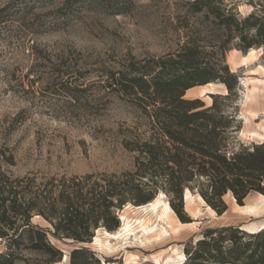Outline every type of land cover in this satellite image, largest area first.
Segmentation results:
<instances>
[{
    "label": "rangeland",
    "instance_id": "rangeland-1",
    "mask_svg": "<svg viewBox=\"0 0 264 264\" xmlns=\"http://www.w3.org/2000/svg\"><path fill=\"white\" fill-rule=\"evenodd\" d=\"M65 1L0 0V145L13 150L17 175L30 171L59 177L135 173L138 153L130 146L150 137L151 119L118 83L115 90L103 87L105 71L113 70L118 78L131 62L142 65L152 58L175 56L186 46L195 49L205 69L201 78L190 81L193 86L185 97H199L207 106L216 101L235 117L239 129L231 128L232 148L262 143L241 133L264 123L262 114L248 123L242 119L246 88L241 80L262 76L252 73L264 64V46L253 44L258 57L246 66H234L230 58L235 50L236 60L250 52L242 35L251 39L255 30L241 20L251 14L264 20V0H200L210 2L201 10L193 7L195 0H113L127 10L119 14L107 7V0H70L73 3L68 5ZM221 78H231L233 89ZM65 82L79 88L66 92L60 88ZM209 83H215L217 90L202 92ZM187 189L193 194L190 205L184 197ZM187 189L182 216L163 189L145 187L143 193H150L157 206L129 201L118 210L120 227L112 231L101 227L92 242L60 240L50 234L52 243L65 254L54 264H71L72 250L81 246L93 254L87 264H253L264 260V235L236 232V228L261 229L264 197L260 192H250L240 204L229 191L223 197L227 209L219 214L200 199L203 196L196 189ZM33 222L52 227L42 216ZM234 234L235 239H230ZM204 238L208 245L199 244ZM197 252L204 256L194 258ZM25 256L33 263L42 258L31 251ZM84 257L78 256V262ZM17 264L29 263L19 260Z\"/></svg>",
    "mask_w": 264,
    "mask_h": 264
},
{
    "label": "trees",
    "instance_id": "trees-1",
    "mask_svg": "<svg viewBox=\"0 0 264 264\" xmlns=\"http://www.w3.org/2000/svg\"><path fill=\"white\" fill-rule=\"evenodd\" d=\"M107 2L115 14L127 11L113 0ZM204 6L210 7V2H193L196 10ZM241 22L255 30L251 39L242 35L244 48L252 49L253 44L264 46V20L251 14ZM150 61L152 64L131 62L118 78L113 70L107 69L102 83L111 90L118 83L124 93L133 94L142 112L151 119L150 137L130 146L138 153L135 173L59 177L30 171L17 175L13 150L6 144L0 145V247L3 248L0 264H17L19 260L29 264L61 261L65 254L52 243L50 234L60 240L92 242L96 230L112 231L120 227L118 210L129 201L140 205L154 199L150 193H143L145 187L163 189L180 214L187 188L196 189L219 214L227 209L223 197L229 191L240 204L252 191L264 195V142L232 148L231 130L239 129L235 117L221 110L216 101L207 106L199 97H185L193 86L190 81L201 78L205 69L197 60L195 49L186 46L175 56L170 54ZM230 77L234 79L233 74ZM230 79L221 78L232 90L235 85ZM60 88L69 92L79 86L65 82ZM36 216L45 218L52 227L34 223ZM236 232L260 237L264 228L258 232L236 228ZM230 239L234 240L235 234ZM199 244L205 246L209 242L204 238ZM26 251L36 252L42 258L30 262ZM81 255L85 257L79 263L77 259ZM92 256L86 246L75 248L70 254L71 264H87ZM192 256L198 259L204 255L197 252ZM253 264H264V260Z\"/></svg>",
    "mask_w": 264,
    "mask_h": 264
},
{
    "label": "bare ground",
    "instance_id": "bare-ground-1",
    "mask_svg": "<svg viewBox=\"0 0 264 264\" xmlns=\"http://www.w3.org/2000/svg\"><path fill=\"white\" fill-rule=\"evenodd\" d=\"M237 52L238 50H235L233 52V57L230 58V61L234 66H246L248 65L249 62L253 61L254 59H257L258 57L256 49L252 48L247 55H244L240 57L239 60H236L234 57ZM254 71H257V72H254L252 74H261L262 76L257 77V78H246V79L242 78L241 80V85H243L244 88H246L245 95H244L245 100L243 101L244 111L242 112V116H243L242 119H244L246 123H248L251 119L257 120L260 114H262V118L264 119V64H261L259 68ZM207 90L216 91L217 85L215 83H209L208 85L203 87L202 92L205 93L206 91L207 93ZM241 133L243 134V136H246V138L248 137L249 139H255L257 141L263 142L264 141V123L260 125L259 129L251 130V131H246L245 129H243ZM259 194L260 196L264 197L263 194L261 193ZM184 197L187 200V203L189 205L193 202V194L190 190L188 189L186 190ZM200 199H202V201L205 202V200L202 197H200ZM147 205L156 207L157 203L155 201H152ZM147 205H143L142 207H145ZM208 208L214 211L210 205H208ZM251 211H254V208H251ZM260 228L263 229L264 224H262ZM158 235L161 237L164 235V233L160 232L158 233ZM126 264H130V263L128 262Z\"/></svg>",
    "mask_w": 264,
    "mask_h": 264
},
{
    "label": "water",
    "instance_id": "water-1",
    "mask_svg": "<svg viewBox=\"0 0 264 264\" xmlns=\"http://www.w3.org/2000/svg\"><path fill=\"white\" fill-rule=\"evenodd\" d=\"M210 94H215V93H210Z\"/></svg>",
    "mask_w": 264,
    "mask_h": 264
}]
</instances>
